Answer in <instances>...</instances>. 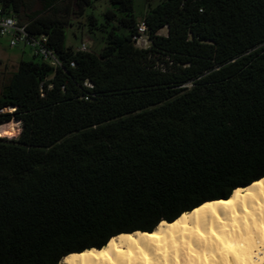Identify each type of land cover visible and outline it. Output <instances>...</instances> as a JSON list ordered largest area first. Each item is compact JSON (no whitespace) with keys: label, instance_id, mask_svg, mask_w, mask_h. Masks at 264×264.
<instances>
[{"label":"trees","instance_id":"16d2710c","mask_svg":"<svg viewBox=\"0 0 264 264\" xmlns=\"http://www.w3.org/2000/svg\"><path fill=\"white\" fill-rule=\"evenodd\" d=\"M38 1L0 0L60 61L22 60L0 94V126L22 123L0 133V264H60L264 178V0Z\"/></svg>","mask_w":264,"mask_h":264},{"label":"bare ground","instance_id":"6f19581e","mask_svg":"<svg viewBox=\"0 0 264 264\" xmlns=\"http://www.w3.org/2000/svg\"><path fill=\"white\" fill-rule=\"evenodd\" d=\"M60 264H264V178L171 225L118 235Z\"/></svg>","mask_w":264,"mask_h":264},{"label":"rangeland","instance_id":"374dc122","mask_svg":"<svg viewBox=\"0 0 264 264\" xmlns=\"http://www.w3.org/2000/svg\"><path fill=\"white\" fill-rule=\"evenodd\" d=\"M148 1L156 2L158 0H135L136 7L139 11L146 8L148 5ZM43 6L38 0H26V6L24 9L25 14H34L36 12L42 11ZM85 23L84 18H75L73 21V26L68 31V44L74 47H79L80 43H87L89 48H93V45L90 42L88 35H85V29L82 30V25ZM72 32H76L79 37V40H74L72 38ZM162 35L167 34V30H162L160 32ZM150 44L145 45L142 48H148ZM26 52L23 54L22 52ZM33 58L32 53L29 49H26L23 45H18L17 47H11L10 41L8 38H3L0 40V94L3 87L9 82L12 75L17 71L19 66V60L24 59L26 61L31 60ZM9 111V110H7ZM5 111V112H7ZM14 131L11 132V138L15 139L18 138L21 130H22V123L17 124L16 121H13L9 124H5L0 126V133H3L2 136L7 135L13 128ZM11 128V129H10ZM7 138V137H6Z\"/></svg>","mask_w":264,"mask_h":264},{"label":"built area","instance_id":"2783aa9c","mask_svg":"<svg viewBox=\"0 0 264 264\" xmlns=\"http://www.w3.org/2000/svg\"><path fill=\"white\" fill-rule=\"evenodd\" d=\"M8 38L11 47L23 45L29 49L33 56L49 61L53 66H60V61L47 46V38H34L28 32V24L21 23L11 12H5L0 6V39ZM137 47L142 48L150 44L148 37V26L145 21L138 25V35L134 37ZM81 51H88L87 43H83ZM89 85V84H87ZM13 111V110H10Z\"/></svg>","mask_w":264,"mask_h":264},{"label":"crops","instance_id":"0c3cea01","mask_svg":"<svg viewBox=\"0 0 264 264\" xmlns=\"http://www.w3.org/2000/svg\"><path fill=\"white\" fill-rule=\"evenodd\" d=\"M1 40V39H0ZM23 54H26V52H22ZM22 60H24V59H20L18 62L20 63Z\"/></svg>","mask_w":264,"mask_h":264}]
</instances>
